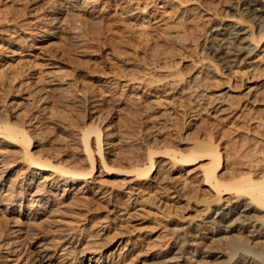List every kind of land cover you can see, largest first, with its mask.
I'll return each instance as SVG.
<instances>
[{
	"label": "rangeland",
	"instance_id": "374dc122",
	"mask_svg": "<svg viewBox=\"0 0 264 264\" xmlns=\"http://www.w3.org/2000/svg\"><path fill=\"white\" fill-rule=\"evenodd\" d=\"M182 1L160 9L154 0H95L90 13L72 11L67 0H0V119L33 124V155L77 171L88 168L83 132L99 128L106 163L89 136L91 177L63 185L51 172L18 162L19 146L1 143L0 264H187L193 248L169 254L168 228L198 227L211 217L229 229L242 215L245 205L232 199L218 213L213 203L206 210L212 195L197 177L204 159L182 166L156 154L152 181L113 173L142 169L150 151L186 154L209 139L218 142L226 170L248 141L264 149V128L251 121L264 118V40L227 68L207 50L211 24L228 25L232 16L246 37L247 19L222 13L244 0H197L201 8L192 12L179 10ZM131 10L143 11L147 24L133 27ZM253 23L259 37L264 12ZM199 51L207 53L204 61ZM34 192L50 195L43 201ZM236 236L223 233L213 246Z\"/></svg>",
	"mask_w": 264,
	"mask_h": 264
},
{
	"label": "bare ground",
	"instance_id": "6f19581e",
	"mask_svg": "<svg viewBox=\"0 0 264 264\" xmlns=\"http://www.w3.org/2000/svg\"><path fill=\"white\" fill-rule=\"evenodd\" d=\"M169 1L171 0H154L153 4H155L154 5L155 7L157 8L160 7L161 9V7H164V5L167 4ZM67 3H68L69 8H71L72 11H75V12L85 11V12H90V13L93 11L95 4H96L95 0H67ZM263 5H264L263 0H244L241 3H236V6L234 7L232 6L229 7V9L222 8L223 9L222 13L224 15L223 18L225 19L226 17L229 18L228 13L234 12V14H236L239 17V19H242V18L245 20L247 19L249 26H248V29L245 28L246 30H243V33L244 35H246V37L241 38L239 37V35L242 32V29L239 28L241 26L239 22L240 20H234L235 16L230 15L233 17V19L231 17L229 18L232 20L230 21L228 25L224 24L225 20L219 21L218 23L211 24V28H212L211 33L209 32L210 34L208 35V37L207 38L205 37L206 40L208 41L207 50H208V55L210 57V60L213 59V62L214 60H217L222 65V67L227 68L230 66L231 63L237 62V60L240 59L243 55L249 54L251 50L258 48L260 46V43L264 40V32L260 34L259 37H255V34L253 32V28H254L253 22H255V17H257V15L260 12H264ZM177 6H179L180 11L182 10L186 12L196 11L201 8L197 0H183ZM203 12H205L209 16L211 15V13L208 10L204 9ZM175 15L176 14H174V16ZM126 18L130 22H132L133 27L134 26L142 27L143 24H147L146 14L143 11L141 12V10L138 12H136V10L130 12L128 15H126ZM259 25L260 24H257L258 29L261 28V26L259 28ZM261 29H263V27ZM202 51H199V52L202 53ZM201 53L199 54V56L202 55V57L201 58L199 57V60L202 59V61H204L203 56L206 57L208 55H205L207 54L205 52H203L205 53L204 55L203 53L202 54ZM208 59L209 58L207 57V60ZM217 65L220 67L218 63ZM217 65L216 64L213 65L211 63L208 64V66L212 67L213 71L215 72L219 71V67ZM254 71L256 70L254 69ZM251 79H253V77ZM262 99H263V96H262ZM250 102H251V99H250ZM252 102H254V100ZM254 117L251 119V121H253V125H254L253 127L256 129L264 128V118L260 117L258 119L257 117L256 118ZM33 128H34L33 124L28 125L27 128H23V127L20 128V127H15L11 125L6 120L0 119V144L7 143V144H11V145L13 144L15 146H19L21 148L20 151H22L21 153L22 155L20 154L21 157H19L17 161L18 162H23V161L28 162L29 168L34 169V170L51 172V174L54 175V177H58V183H62L63 185H68V184L71 185V184H74L77 180H82L84 178L91 177L90 174L95 165V158H94L95 152L92 151L89 145L90 143L89 136H92L93 138H95L96 152H97L96 155L100 159V164H103L104 166H106L105 158L102 156V148H101L102 144H101V133H100L101 131L99 128H94V127L88 128L87 127V129H85L81 137V143H82V146L84 147L83 148L84 156L86 158L85 162L88 166L87 170L85 171L83 170L77 171V169L71 170L69 168H65V166L60 167V165L53 166L49 162L36 158L35 155H33V153L30 150V145H31L30 139H29L30 136H28L27 134L28 130H32ZM243 136L244 135H242V137ZM243 141H240L241 145H243L242 144ZM245 141H244V144H245ZM201 142L196 143L193 146V148L190 149V151L186 154L180 151H177V150H170V149L165 150V151L160 150V152L159 151L158 152L148 151L149 152L148 161H147L148 163L142 169H138V168L135 169L134 167L133 168L131 167L132 169L130 170L115 169L113 173L118 174V175L122 174L124 176L129 175L130 177L135 175L144 181L151 180L153 178L152 173L156 171L155 170L156 164L153 159L154 155L156 154H160L162 157L165 155V157L171 158L176 163H180L182 166L194 165L198 163L200 160H203V159L206 160L207 161L206 164H202L198 166L199 173L197 176L200 184L205 185L210 195H212L211 199L208 198V201L206 204L207 206L206 210H208L209 208L211 209L210 205L213 203L214 206L212 207V210L218 213L223 210L222 208L224 205H227L229 203V201L227 200H231V199L234 200L236 203L243 202L242 204L245 205V209L243 210V213L241 216H239V218L232 220L229 229L223 228L220 225L218 220H215L211 217H210L209 223L203 224L202 222L200 225H198V227H193L190 223L185 227L183 225L176 226V227L173 226L174 228L167 227L168 230L174 236L169 254H173L175 251H181L185 247H190V248H193V250L192 252H190L188 257H186L185 259L187 261V264H207L209 262L208 257L214 258V256L216 255H219L216 264H264V149H260L258 147L259 143L257 142L248 141L249 144L246 142L248 145H246V147L243 149L244 154L243 155L238 154V156H240L239 160L237 159L238 157L237 158L233 157V159L234 158L235 159L231 162L230 164L231 167L230 165L229 166L227 165V167H230V168L226 170L225 169L226 166L223 165L222 155L220 151L218 150L219 148L218 142H216V140L213 141L212 139H209L204 143H201ZM238 142H239L238 140H235V143H238ZM224 169L226 171L222 172ZM2 187H3V184H1V188ZM48 195L40 194L37 192H34L33 194V196L35 197L39 196L40 200H43V201L47 199ZM257 214L259 215L262 214V215L260 217L259 215L257 216ZM252 216L253 217L256 216L257 218L258 217L260 218L255 219L256 218L255 217L253 220L251 218ZM164 227H166V225ZM254 228H256L257 230H255ZM250 229H254V231L251 232ZM199 231L201 234L197 235ZM233 232L237 233L236 238H232L228 241H225L224 247L219 246V245L216 247L213 246L216 237H219V239H222V237H220L221 234L233 233ZM207 241L209 242L207 243ZM201 247L205 248L206 250L202 251ZM166 255H164V257ZM88 261H90L91 263L97 264V262L94 261L93 259L88 260ZM160 263L162 262H154V264H160Z\"/></svg>",
	"mask_w": 264,
	"mask_h": 264
}]
</instances>
